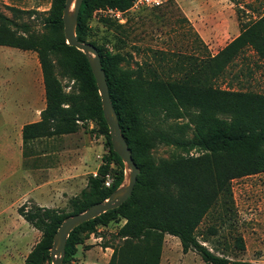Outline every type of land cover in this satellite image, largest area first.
<instances>
[{
    "label": "trees",
    "instance_id": "obj_1",
    "mask_svg": "<svg viewBox=\"0 0 264 264\" xmlns=\"http://www.w3.org/2000/svg\"><path fill=\"white\" fill-rule=\"evenodd\" d=\"M134 2L82 0L78 9L76 39L93 44L98 52L109 101L138 173L124 202L69 232L61 264L71 259L77 244L96 233L97 224L106 225L116 219L122 222L108 234L109 240L98 235L102 240L99 246L111 249L106 264H159L164 234L176 237L183 253L194 251L204 263L256 264L216 253L198 238L196 229L220 196L228 211L233 178L264 172V93L220 88L213 83L227 64L246 49L264 60V13L241 26L239 33L213 55L180 56L152 50L151 61H135L132 68H124L122 64L131 59L127 51H121L126 44L124 26L115 23L122 35L116 38L113 50H108L87 40V20L99 8L124 13ZM63 5L64 0H50L43 11L5 6L12 13L33 16L38 29L34 23L18 22L0 11V45L35 52L42 77L44 107L37 121L22 125V146L29 140L72 133L79 122L91 120L105 137L108 150L95 173L86 176L84 187L67 199L69 211L32 202L17 206L21 218L40 233L21 264H50L49 248L60 222L104 200L123 179L118 170L111 185H104L110 164L121 166L122 162L111 148L86 58L65 43ZM126 22L125 18L123 24ZM190 108L196 112L188 114ZM221 113L228 115V124L215 130L212 125ZM146 115L160 116L163 122L172 120L170 131L147 128L143 123ZM185 115L186 123L176 122ZM187 128L190 138L186 136ZM159 145L179 148L184 155L155 159L151 151ZM194 148L197 154H189ZM233 244L243 249L241 238H235Z\"/></svg>",
    "mask_w": 264,
    "mask_h": 264
},
{
    "label": "rangeland",
    "instance_id": "obj_2",
    "mask_svg": "<svg viewBox=\"0 0 264 264\" xmlns=\"http://www.w3.org/2000/svg\"><path fill=\"white\" fill-rule=\"evenodd\" d=\"M49 1L0 0V11L7 16H12L18 22L34 23L38 29V22L32 18L33 16L27 17L23 14L12 13L5 6L43 11L48 8ZM263 13L264 0H166L154 7L137 3L122 13L124 21L125 18L127 19L125 24H123L124 21L122 23L114 21L115 18L108 17L104 12L92 13L87 20V40L101 44L108 50H113L116 38L122 35L121 29L116 27V24L123 25L127 30V35L126 44L122 46L121 51H127L131 55V59L122 64V67L132 68L135 61L139 62L143 59L151 61L152 50L160 49L164 50L166 54L173 52L180 56L186 54L202 57L211 54V50L208 49L204 41L202 40L200 43L198 40L192 23L200 22L203 30L221 33L220 36L218 35L219 40L216 47L219 49L233 36L232 27L240 30L241 26ZM3 49L2 53V48H0V120L4 117L3 113L11 112L17 102L24 101L21 98L28 90L30 93L33 92L32 72L30 78L27 76L31 65L26 67L18 55L23 51L16 48ZM6 51L13 55L6 56ZM168 56L166 55V58ZM213 83L220 88L264 93V60L257 58L246 49L227 64ZM195 112L194 108L188 110V114ZM159 117L146 115L143 118V123L147 128H157L163 132H169L172 120L163 122L159 120ZM187 119L188 115H185L176 122L186 123ZM228 121L227 114H217L212 128L221 129L228 124ZM186 136L187 138L191 137L189 128L186 129ZM31 141L36 142V153L43 152L45 147L52 156L48 166L63 164L67 165V169L75 168L76 172L70 170V174H77L81 171H93L94 174L96 167L101 163V156L107 154L108 150L105 137L97 132V126L91 120L79 122L76 130L72 133L26 141L23 152L28 151V144ZM197 152V149L194 148L189 151V154L195 155ZM83 154L87 158V166L84 165L81 168L78 157ZM151 154L155 159H168L174 155H184V152L173 146L159 145L151 151ZM118 170H121L123 175L118 186L124 184L127 176L126 167L124 164L117 166L111 163L107 186L111 185L113 175ZM87 175L74 176L77 180L73 192L79 189L83 181L81 179H86ZM41 180L37 177L36 183ZM13 184H17V179L13 181L12 177L4 180L3 186L0 188L3 190L9 186L7 194L0 200V207L4 208V213L1 214L3 217L11 215L14 207L13 205L10 208L8 205L15 197L11 190ZM230 192L232 205L228 211L223 208L222 196H220L218 203L209 209L197 226L198 238L204 239V244L211 247L216 253L256 264H264V172L233 178L230 181ZM58 197L60 199V196ZM59 199L55 203L57 205L55 208L65 212L69 211L70 208L66 205L67 199L60 202ZM226 206L228 207L227 204ZM121 222L122 219H116L109 221L106 225L97 224L96 233L88 235L82 244H77L74 255L63 264H106L111 249L101 248L99 243L102 240H109L108 234L113 232ZM9 223L8 220L4 224L5 229L15 232L17 228L11 227ZM210 228H214L215 231L211 232ZM22 231L24 238L19 241L17 239L15 243L8 242L4 237L0 238V264H7L10 260L6 253L13 257V264H20L26 252L39 239L40 233L34 229L28 227L26 231ZM98 235H102L104 239L101 240ZM235 238H241L243 249H237L234 246ZM159 264L209 263H204L194 251L189 250L183 253L176 241L172 242L167 237L166 239L163 237Z\"/></svg>",
    "mask_w": 264,
    "mask_h": 264
},
{
    "label": "crops",
    "instance_id": "obj_3",
    "mask_svg": "<svg viewBox=\"0 0 264 264\" xmlns=\"http://www.w3.org/2000/svg\"><path fill=\"white\" fill-rule=\"evenodd\" d=\"M192 26L201 41L203 40L208 49L211 50L212 53L210 55L215 54L239 33V29L232 27L231 32L233 33V36L226 43L221 45L219 49H216L218 45L217 41L219 40L218 35L220 36L221 33L217 34V32L213 33L203 30L200 22L192 23ZM0 48H2L1 51L3 53V48L7 49L15 47L0 45ZM22 51L23 52L18 54L22 63L26 67H29V64L31 65V70H28L27 76L30 78V73L32 72L33 92L30 93V90H28L21 98L24 101L17 102L11 112L3 113L4 117L0 120V188L3 186L2 182L4 180L12 177L13 181L17 179V184H13L11 189L15 197L8 203L10 208L14 205L11 215L3 217L1 214L4 213V208L0 207V238L4 237L11 243L17 242V239L19 241V239L24 238V236H22V230L26 231L28 227L33 229L17 213L16 208L18 205L24 202H32L39 206L56 207L57 205L55 203L59 199L58 196H60L59 202L61 200H66L68 197L78 193V191L84 187L85 178L81 179L83 181L81 182L79 189L73 192L77 180V178H74L75 175L84 176L85 174H93V171H81L77 174H70V170L76 172L75 168L67 169V165L63 164L57 166L53 165L52 167L48 166L47 164L50 162L52 156L46 151L45 147L43 152L36 153L35 141L29 142L28 151L26 153L23 152L21 127L26 123L35 122L39 119V111L44 107V92L41 71L35 52L30 50ZM6 54V56L13 55L7 51ZM78 162L81 165V168L84 165L87 166V158L84 154L83 156L80 155L78 157ZM80 167L78 166V168ZM37 177L42 179L39 183H36ZM8 187L9 186H7V189ZM7 189L4 188L3 190H0V200L5 194H7ZM8 220L10 221L9 224L11 227L17 228L15 232H9L5 229L4 224L7 223ZM163 237L164 239L167 237L170 241H176L179 244L178 239L172 237V235L169 236L168 234H164ZM6 256L10 259L7 264H13V257L8 253H6Z\"/></svg>",
    "mask_w": 264,
    "mask_h": 264
},
{
    "label": "water",
    "instance_id": "obj_4",
    "mask_svg": "<svg viewBox=\"0 0 264 264\" xmlns=\"http://www.w3.org/2000/svg\"><path fill=\"white\" fill-rule=\"evenodd\" d=\"M81 1L82 0H64L61 13L62 34L65 43L81 51L86 58L100 99L102 117L108 129L111 148L126 167L127 176L124 184H121L111 191L104 200L94 202L83 211L66 216L60 222L53 235L49 248L48 256L50 264H61L66 238L74 227L109 209L116 208L130 196L138 173V168L131 158L128 146L120 132L116 114L109 101L107 85L98 52L93 44L78 41L75 36L77 13Z\"/></svg>",
    "mask_w": 264,
    "mask_h": 264
},
{
    "label": "built area",
    "instance_id": "obj_5",
    "mask_svg": "<svg viewBox=\"0 0 264 264\" xmlns=\"http://www.w3.org/2000/svg\"><path fill=\"white\" fill-rule=\"evenodd\" d=\"M166 0H135L134 4H142V5H145V6H150V7H154V6H159L160 4H162L163 2H165ZM101 13V12H104L106 13V15L108 17H111V18H115V20L117 22H120L122 23L124 21V18L122 16V12L115 9V8H99L97 10H95L94 13ZM108 176H106L105 180H104V185L107 186L108 185Z\"/></svg>",
    "mask_w": 264,
    "mask_h": 264
},
{
    "label": "bare ground",
    "instance_id": "obj_6",
    "mask_svg": "<svg viewBox=\"0 0 264 264\" xmlns=\"http://www.w3.org/2000/svg\"><path fill=\"white\" fill-rule=\"evenodd\" d=\"M70 7H71V5H70Z\"/></svg>",
    "mask_w": 264,
    "mask_h": 264
}]
</instances>
